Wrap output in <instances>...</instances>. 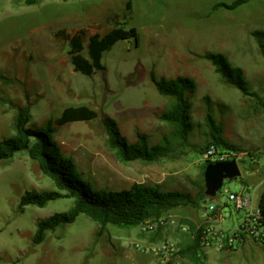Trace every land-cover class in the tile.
I'll use <instances>...</instances> for the list:
<instances>
[{
    "label": "rangeland",
    "instance_id": "374dc122",
    "mask_svg": "<svg viewBox=\"0 0 264 264\" xmlns=\"http://www.w3.org/2000/svg\"><path fill=\"white\" fill-rule=\"evenodd\" d=\"M233 1L35 0L27 5L26 0H0V72L9 81L0 85V140L14 134L17 107L28 108L27 127L38 130L66 107L86 106L97 113L95 120L67 124L53 137L84 180L96 189L122 191L145 184L193 196L207 166L201 150L211 142L205 122L210 115L221 125L222 139L235 148L230 151L238 158L240 178L252 188L257 209L264 182V57L252 33L264 32V0H248L235 10L212 9ZM123 15L137 30V45L118 42L103 55V71L90 77L75 73L67 44L57 33L84 28L89 34H104L113 27L114 16L121 21ZM206 53L222 54L232 67L240 68L259 99L225 83L204 58ZM151 70L157 77L194 81L196 90L189 97L192 131L188 143L175 145L168 158L150 164L121 163L106 147L103 117L113 119L129 143L144 134L155 145L171 133L160 115L172 100L158 95L149 80ZM32 190L54 187L27 152L0 162V264H153V257L140 249L161 242L177 247L188 232L186 222L203 224L202 210L181 207L152 230L148 222L131 229L106 226L98 233V225L80 215L33 245L36 224L67 211L72 200L28 206L20 213V197ZM241 190L238 181H224L216 196L206 200L205 205L222 208L224 231L237 226L246 213L235 211L228 200L230 193ZM238 253L250 255L247 249ZM259 258L263 263L262 254ZM238 264L250 263L242 258Z\"/></svg>",
    "mask_w": 264,
    "mask_h": 264
},
{
    "label": "trees",
    "instance_id": "16d2710c",
    "mask_svg": "<svg viewBox=\"0 0 264 264\" xmlns=\"http://www.w3.org/2000/svg\"><path fill=\"white\" fill-rule=\"evenodd\" d=\"M247 1L234 0L230 4L219 3L212 9L235 10ZM34 3L35 0H26L27 5ZM126 9L130 10V3H127ZM121 19L118 21V16H114L113 27L104 34H89L84 28L73 32L61 30L57 33V37L67 44L70 63L75 73L90 77L96 72L103 71L105 69L102 64L103 55L118 42L133 41L137 45V30L129 27V19L126 15H123ZM252 36L256 39L264 57V32L255 31ZM204 58L209 61L215 73L225 83L233 86L244 96L259 99L255 92H250L242 70L232 67L225 56L218 53H206ZM149 80L158 95L172 100L168 109L162 111L160 115V119L169 125L171 133L169 137H163L155 145H151L144 134H137L135 142L129 143L120 134L117 123L109 117H103L101 124L106 134V147L121 163H155L170 157L175 145L182 147L188 143L192 131L189 97L196 90L194 81L187 77L173 79L157 77L152 70L149 72ZM8 82V79L0 72V85ZM3 95L4 92L0 88V101H4ZM97 117V113L89 107L70 106L66 107L57 119H49L41 128L33 130L27 127L28 108L17 107L13 119L14 134L0 140V162L25 151L32 163L52 182L54 187V190L25 192L17 206L20 213L28 206L43 208L49 202L59 199L72 200V206L67 211L55 213L36 224L32 237L33 245L42 243L48 232L74 223L80 215L96 223L100 233L106 226L131 229L148 222L157 223L160 226L167 213L181 207H190L197 211L204 209L208 199L204 195V166L193 196L182 191L162 190L158 185L145 184H133L129 189L122 191L96 189L84 180L73 160L63 154L53 137L59 128L67 124L90 122ZM205 122L210 132L211 142L201 150V153L208 150L210 146L229 151L235 150L222 139V128L219 123L210 115L206 116ZM236 181L246 185L242 178ZM258 210L260 223L264 227V187L259 197ZM186 223L188 232L177 246L178 255L192 264H202L204 257L200 248L202 226L196 227L192 222Z\"/></svg>",
    "mask_w": 264,
    "mask_h": 264
},
{
    "label": "built area",
    "instance_id": "2783aa9c",
    "mask_svg": "<svg viewBox=\"0 0 264 264\" xmlns=\"http://www.w3.org/2000/svg\"><path fill=\"white\" fill-rule=\"evenodd\" d=\"M205 164H216L235 160L237 156L229 150L210 146L202 154ZM228 200L232 202L235 211H246L240 223L230 232L222 228V208L214 204L205 205L201 213L202 231L200 248L204 253L208 250L214 252H236L248 241L252 242L261 252L264 261V227L260 223L258 208L252 205V198L243 189L238 193H230ZM154 224L148 228L152 230ZM162 224V223H161ZM141 252L153 257V264H192L178 255V248L170 242H161L157 245L140 249Z\"/></svg>",
    "mask_w": 264,
    "mask_h": 264
},
{
    "label": "water",
    "instance_id": "95a60500",
    "mask_svg": "<svg viewBox=\"0 0 264 264\" xmlns=\"http://www.w3.org/2000/svg\"><path fill=\"white\" fill-rule=\"evenodd\" d=\"M241 177L235 160L208 164L203 171L204 195L213 198L220 191L224 181H233Z\"/></svg>",
    "mask_w": 264,
    "mask_h": 264
},
{
    "label": "crops",
    "instance_id": "0c3cea01",
    "mask_svg": "<svg viewBox=\"0 0 264 264\" xmlns=\"http://www.w3.org/2000/svg\"><path fill=\"white\" fill-rule=\"evenodd\" d=\"M262 165H264V164H262ZM244 181L246 182V180H244ZM241 186H242V189L244 191H247L251 196L252 188L248 186L247 182H246L245 186L244 185H241ZM261 186H262V190H263L264 182L261 184ZM262 190H261V192H262ZM259 197H260V195H259ZM235 227H231L230 231H232ZM241 249H243V250L247 249L249 251L250 255L249 256H247V255L240 256L238 251L217 253V252H214L212 250H208L204 253V257H203L202 262L205 264H238L241 261V259L244 258V259H246V262H248L250 264H259L260 263V260H259L260 259L259 255H261L260 250L252 242L248 241ZM248 257H249V260H248ZM261 264H264V262Z\"/></svg>",
    "mask_w": 264,
    "mask_h": 264
}]
</instances>
